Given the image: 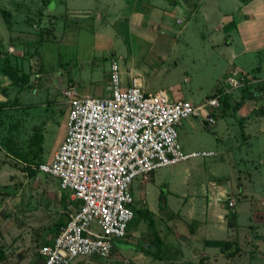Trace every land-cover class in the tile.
Returning a JSON list of instances; mask_svg holds the SVG:
<instances>
[{"label": "rangeland", "instance_id": "374dc122", "mask_svg": "<svg viewBox=\"0 0 264 264\" xmlns=\"http://www.w3.org/2000/svg\"><path fill=\"white\" fill-rule=\"evenodd\" d=\"M48 1L0 0V256L13 261L34 256L31 263L38 264L32 243L12 244L14 224L26 225L29 215L32 219L38 213L35 217L47 229L56 228L67 217L73 203L69 193L59 195L62 201L56 204L61 190L57 180L30 164L48 161L65 137L68 111L61 91L66 78L73 73L85 92L82 81L98 77L116 59L122 72L141 76L146 91L165 89L171 98L182 95L196 103L216 92L229 98L210 111L213 125L189 116L177 127L183 151H211L212 156L192 157L134 179V217L127 235L113 240L108 258L80 256L71 264H264V14L250 20L251 29L244 21L246 8L230 16L235 23L243 21L230 33V44L225 36L231 22L221 30L217 48L207 47L204 58L199 42L216 25L201 20L200 13L196 20L191 13L166 15L162 21L150 17L155 24L146 31L121 29L118 21L107 36L80 29L63 38L56 28L50 31L47 19L43 30L42 10ZM188 4L196 9L201 2ZM42 36L45 42L39 45ZM63 41L72 46L66 53L60 50ZM231 50L238 53L231 65L246 78L232 90L224 85ZM80 52H93L98 68L91 61L81 65L76 59ZM2 64L19 79L5 74ZM123 78L125 85V74ZM34 134L42 135L43 151L35 144L32 157L27 151ZM16 193L15 203L11 197ZM42 200L52 207L42 209ZM27 201L35 206L27 208ZM27 231H19L24 240L35 237ZM51 238L46 236V242Z\"/></svg>", "mask_w": 264, "mask_h": 264}, {"label": "built area", "instance_id": "2783aa9c", "mask_svg": "<svg viewBox=\"0 0 264 264\" xmlns=\"http://www.w3.org/2000/svg\"><path fill=\"white\" fill-rule=\"evenodd\" d=\"M230 68L224 85L232 90L246 78ZM128 73L124 85L119 63L111 59L106 95L81 94L71 82L61 91L68 111L65 137L48 161L31 167L56 179L76 204L52 241L37 248L41 264H71L80 256L108 258L113 240L127 235L134 217V179L213 154L183 151L177 127L189 116L213 125L210 111L220 107L223 93L198 103L171 98L165 89L146 91L141 76Z\"/></svg>", "mask_w": 264, "mask_h": 264}, {"label": "crops", "instance_id": "0c3cea01", "mask_svg": "<svg viewBox=\"0 0 264 264\" xmlns=\"http://www.w3.org/2000/svg\"><path fill=\"white\" fill-rule=\"evenodd\" d=\"M192 1H196V4L198 2H201V4L200 5L197 4L196 9H194L193 5L190 6V4H188L189 2ZM244 8H246L244 13L245 15L244 21L246 22L247 27L251 29L253 27V24H249L250 20L252 18L259 17V15L264 14V0H202V1L187 0L186 2L182 0H174L172 4H170V0H53V2L49 0L47 2V9L42 10L41 17L43 22L42 26H44L43 30H45L46 28L45 25L47 19L49 20L48 21L49 25L52 27L50 31L56 28L57 30H59L58 36L62 35L65 36L63 38H66L68 34H71L74 31L79 33L80 29H89L91 33L101 32L104 36H107L109 33L113 34L112 31L115 30L113 25L116 24V22L118 21L119 24L122 23L120 27L121 29L127 27L129 28V30L132 28H139V29L142 28L146 31L148 27H151L152 25L155 24V23L153 24L150 23L151 18H154L157 21L158 20L162 21L165 17H167L166 15L170 16V14L171 15L183 14L184 16L187 13H191V18L196 20L195 18L198 16V13H200L201 15L199 18L201 20H204V22L207 21L206 22L207 24L210 22V24L208 25H210L211 27L213 25L214 26L216 25V27H213L206 34L204 32L205 36L199 42L200 46H202V48L199 49V53L202 52L203 57L205 58L207 47L209 48L211 47L212 49L217 48L219 38L222 35L221 30H224L226 23L231 22L232 25L229 26L231 28L227 31V36H225V39L226 37L228 38L226 39L227 43L225 42V44L226 45L230 44L229 42L231 41H229V39L231 40L232 38L230 33L232 32L235 26L236 29H238L243 21L240 20L238 21V23H235L233 19L229 20V17L237 12L243 11ZM136 21H139L138 22L139 24H135ZM159 27L160 26H157V28ZM10 28L13 30L15 26H12ZM226 28H228V26L225 27V29ZM214 29L216 30L212 31ZM188 34L190 36L192 35L191 32H188ZM160 35L164 36L165 34L160 33ZM43 41L45 42V40ZM44 42H42V44ZM60 45H62L60 47V50L63 51V53L64 52L66 53L72 49L71 43H69L68 41H63L62 43H60ZM245 49L247 50V48ZM237 54H238L237 52L231 50L230 54L227 55L230 60L229 63L230 65L228 66V68L232 66L231 64L234 65L235 59L238 57ZM76 59L79 60L81 65H82L81 61H86L89 63L91 61L92 63L91 65L95 68H98L99 59H96L93 52L92 53L80 52L77 55ZM107 69H104V73L102 74L100 72L98 77L96 76L94 78L92 77V79L88 81H82V83L85 85V92H80V90L78 89L79 92L84 95H94V96L106 95L107 94L106 86L109 81V65H107ZM123 74H125V83H126L128 80L129 73L127 71L125 72L123 71L122 78H123ZM69 77H71L72 79ZM69 77L66 78V83L69 82L74 83L77 86V88H79L78 81L74 79V74L73 73L70 74ZM142 85L145 88L143 82ZM179 96L184 98L182 95ZM240 117H242L241 114ZM181 123L180 125H182ZM203 124H205L204 121ZM41 147H42V143H41ZM42 151H43V147H42ZM65 191L66 190H62V189L57 191L58 194L56 195V197H58L59 202L57 201L56 204L61 203L60 201L62 200L59 199L60 197L59 195L65 193ZM66 192L69 193V191ZM49 194L50 192L47 191L44 197H46V195ZM17 198H19V194L17 193L16 195H12L11 197L12 201H14L15 203L17 201L16 200ZM47 201L48 200H46V202ZM46 202H44L43 200L42 202L39 201V203L41 204L40 206L44 210L47 207L49 208L52 207L50 203L46 204ZM72 202H73L72 204H76V202H74L73 200ZM31 205L35 206L33 202L27 201L25 203V206H27V208L31 207ZM29 211L30 210H27V213L24 216L28 215L30 213ZM34 215L37 216L38 213H35ZM31 216L32 215H29L28 219L26 220L27 221L26 225L20 226L19 223L14 224L16 228L15 230L13 228L14 233H12L10 240L14 245H24V241L28 242V244L32 243L31 244L32 248L36 251V254L39 255L37 252V248L42 244L50 243L52 241L59 226L67 219V217L64 220H62L58 225H56V228L51 227L47 229L46 225L44 223H41L38 217L36 218L34 216L31 219L30 218ZM12 226L13 225H11V229ZM18 229L19 231L23 229H28V231L26 232L27 234H29L30 231H34L35 237H29L24 240V233L19 232ZM46 230L49 233L47 235H46ZM46 236L52 237L49 242H46ZM22 249L23 248H21L20 251H22ZM32 259L33 260L35 259L34 256L33 258L31 256H28L27 258L20 259L21 261H19V258H17L16 261H13V259H11V257L6 254L4 256L3 255L0 256V264H32L31 263ZM37 261L38 264H41L42 258L40 257V260Z\"/></svg>", "mask_w": 264, "mask_h": 264}, {"label": "trees", "instance_id": "16d2710c", "mask_svg": "<svg viewBox=\"0 0 264 264\" xmlns=\"http://www.w3.org/2000/svg\"><path fill=\"white\" fill-rule=\"evenodd\" d=\"M43 40L44 39H43V36H42V38H40V40L38 41L39 42L38 44L41 45L42 44L41 42H43ZM36 51H38V53H40L39 47H38V49ZM1 68L4 70L5 74L9 75L11 78H13L15 80L19 79V75L10 66H8L6 64H2ZM217 93H219V92H216V93L212 94V96L215 95V94H217ZM228 95L229 94H226V93H223L222 94V97H221V105L222 106H224V105L227 104V99L229 98ZM42 140H43V138H42V135L41 134L40 135L34 134L32 136V140L30 142L31 146H29L28 151H27V154H31L32 157H33L34 145L37 144V143L39 144L38 148H39V151H40V154H41V152H42V147H41ZM19 155H20L21 159H23L24 161L25 160L26 161L27 160L29 161V158L27 157L26 154H19ZM40 162H42V161H38V162H35V163H31L30 164V167H31L32 164L38 165ZM30 167L28 169H31L32 168V167L31 168ZM162 199L164 201L165 198H163V196H160V202H163Z\"/></svg>", "mask_w": 264, "mask_h": 264}, {"label": "water", "instance_id": "95a60500", "mask_svg": "<svg viewBox=\"0 0 264 264\" xmlns=\"http://www.w3.org/2000/svg\"><path fill=\"white\" fill-rule=\"evenodd\" d=\"M181 240H186L185 236H181ZM146 247L150 248V245H146ZM262 255H264V251H260Z\"/></svg>", "mask_w": 264, "mask_h": 264}]
</instances>
